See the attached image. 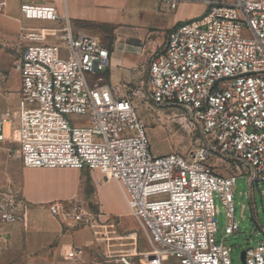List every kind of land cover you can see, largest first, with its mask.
Returning <instances> with one entry per match:
<instances>
[{"label":"built area","instance_id":"built-area-1","mask_svg":"<svg viewBox=\"0 0 264 264\" xmlns=\"http://www.w3.org/2000/svg\"><path fill=\"white\" fill-rule=\"evenodd\" d=\"M161 1L176 9L196 0ZM200 2L207 14L168 30L144 66L147 90L133 91L156 106L183 110V120L198 131L195 150L161 156L152 153L134 98L104 83L109 45L75 30L52 5H21L27 21L64 25L27 34L30 44L13 62L19 101L0 115V143L14 141L26 168L99 171L118 185L148 249L142 262L126 252L106 264H231L229 249L215 240V193L232 219L227 236L237 233V176L219 174L214 161L264 182V0ZM6 7L0 0V14ZM27 207L21 193L0 191L1 223L24 222ZM46 207L62 224L86 223L96 234V223L83 218L90 214L82 200ZM245 252L246 264H264V241Z\"/></svg>","mask_w":264,"mask_h":264},{"label":"rangeland","instance_id":"rangeland-1","mask_svg":"<svg viewBox=\"0 0 264 264\" xmlns=\"http://www.w3.org/2000/svg\"><path fill=\"white\" fill-rule=\"evenodd\" d=\"M52 1L55 2L58 13L63 14L64 2ZM84 1L86 0H66V4L72 11L81 6ZM101 1L103 2L101 7L108 10L107 13L113 23L89 25L87 31L98 35L113 51L120 44L132 45L140 49V54L137 55L144 60L140 63L136 62L135 67L126 68L132 79L124 80L123 72L117 67L112 68L110 76L107 72L102 75L104 83L116 85L121 94L128 97H133V91L136 92L138 89L147 90L148 72L144 66L152 56L149 55L152 53V48L165 38L169 30L166 28L173 22H177L176 25H182L202 18L208 11V7L200 0L180 3L176 9H171L161 0ZM74 29L77 30L75 27ZM159 49L160 47L157 51ZM6 53L15 56L16 50L9 45ZM5 73L9 75V83L18 88L20 78L13 69V63L8 65ZM124 83L127 88L122 86ZM133 98V103L147 128L152 153L155 156L171 152L187 154L198 147L200 143L198 131L189 122L183 120V110L162 108L140 97ZM14 103L9 102L11 105ZM7 143L10 155L14 156L18 146L14 141ZM214 162L218 164L216 170L219 174L227 177L237 176L233 188L235 207L233 220L239 226L237 233L227 236L226 229L232 219L227 216L226 206L220 195L215 193V204L218 209L215 240L229 249L231 264H244L242 252L255 249L264 241V182L253 183L247 169H243V175L239 176L224 162L216 160ZM21 177L23 193L28 199L46 205L55 201L65 202L76 199L82 200L89 206L88 212L86 210L84 212L89 213L90 216L83 218L91 219L93 223H96L95 230L100 239L98 243H96L94 231L87 227L86 223L67 227L70 232L68 234L70 241L76 245L78 251H81L86 264H106L116 260L120 253L126 252L137 256L136 260L142 262L141 254L148 249L146 237L138 221L131 215L121 192L112 183H106L102 176L97 180L89 178L86 195L83 198L81 194L73 195L77 177L71 173L52 175L24 171ZM43 207L46 208L45 205ZM100 213L103 215L98 218ZM43 219L44 223H50L47 216ZM119 238L122 239L119 240ZM113 243L121 246L120 251H114ZM46 250L52 256L56 253L54 247Z\"/></svg>","mask_w":264,"mask_h":264},{"label":"crops","instance_id":"crops-1","mask_svg":"<svg viewBox=\"0 0 264 264\" xmlns=\"http://www.w3.org/2000/svg\"><path fill=\"white\" fill-rule=\"evenodd\" d=\"M5 1L7 2V7L0 14V42L3 46L0 49V115L5 111L17 108L19 101L17 92L21 88V80L19 79V87L15 88L12 83H9V75L5 72L8 70V65L13 63L15 58L23 53L25 47L30 44L27 34L31 31L61 28L64 25L62 20L57 22L25 20L20 10L23 3L54 6L59 18L68 19L80 32L90 33L87 31L89 25L113 23L107 13L108 10L101 7L103 3L101 0H89L90 2L86 0L81 6L72 11L66 4V0H62L64 2L63 14L58 13L57 6L52 0ZM176 24L177 22H173L166 29H170ZM164 41L165 38L161 39L157 46L152 48V53L149 55L154 54ZM9 45H12L14 50H16L15 56L6 53ZM116 50L113 51L112 65L107 71L108 75H111L112 68L117 67L123 72L124 80L132 79L126 68L135 67L137 65L136 62L144 61L137 55L140 54V49L132 45L125 46L120 44ZM14 71L19 75L17 70L14 69ZM5 76L7 77L6 80H4ZM9 102L15 103L11 105ZM7 142L0 143V191L21 193L27 200L28 207L24 222L3 224L0 221V264H86L81 251H78L76 245L69 239L68 226L53 217L48 208L43 207L46 204L25 197L21 173L24 171L52 175L71 173L77 177L73 195L81 194L83 198L86 195L89 178L97 180L101 176L103 177V174L99 171L90 172L70 168H26L22 164L18 151L14 156L10 155ZM106 183H112L120 191L114 181ZM46 216L50 219V223L43 222V218ZM94 235L96 236V243H98L100 241L98 232L96 231ZM49 247L56 249L55 255H50L48 250H46ZM120 247L119 244L113 243L114 251H120Z\"/></svg>","mask_w":264,"mask_h":264},{"label":"water","instance_id":"water-1","mask_svg":"<svg viewBox=\"0 0 264 264\" xmlns=\"http://www.w3.org/2000/svg\"><path fill=\"white\" fill-rule=\"evenodd\" d=\"M242 261L244 264H246V252H242Z\"/></svg>","mask_w":264,"mask_h":264},{"label":"bare ground","instance_id":"bare-ground-1","mask_svg":"<svg viewBox=\"0 0 264 264\" xmlns=\"http://www.w3.org/2000/svg\"><path fill=\"white\" fill-rule=\"evenodd\" d=\"M202 3V2H201ZM122 238H119V240H121Z\"/></svg>","mask_w":264,"mask_h":264}]
</instances>
